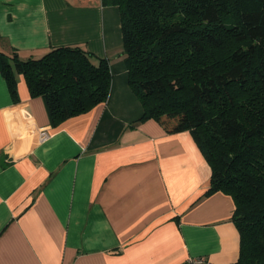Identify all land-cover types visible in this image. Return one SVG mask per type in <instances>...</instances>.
I'll return each mask as SVG.
<instances>
[{
	"label": "crops",
	"instance_id": "obj_1",
	"mask_svg": "<svg viewBox=\"0 0 264 264\" xmlns=\"http://www.w3.org/2000/svg\"><path fill=\"white\" fill-rule=\"evenodd\" d=\"M106 2L0 0V55L80 47L110 72L106 101L56 126L22 74L14 97L0 72V264L235 263L234 202L205 196L211 169L188 131L138 122Z\"/></svg>",
	"mask_w": 264,
	"mask_h": 264
},
{
	"label": "trees",
	"instance_id": "obj_2",
	"mask_svg": "<svg viewBox=\"0 0 264 264\" xmlns=\"http://www.w3.org/2000/svg\"><path fill=\"white\" fill-rule=\"evenodd\" d=\"M106 1L120 12L138 122L191 134L211 169L205 196L234 202L232 264H264V0ZM0 72L14 97L15 75L24 76L52 126L105 102L110 87L107 60L80 47L27 60L1 54Z\"/></svg>",
	"mask_w": 264,
	"mask_h": 264
},
{
	"label": "built area",
	"instance_id": "obj_3",
	"mask_svg": "<svg viewBox=\"0 0 264 264\" xmlns=\"http://www.w3.org/2000/svg\"><path fill=\"white\" fill-rule=\"evenodd\" d=\"M43 136H44V134L41 135V137H43ZM184 264H205V261L203 258H197V259H190Z\"/></svg>",
	"mask_w": 264,
	"mask_h": 264
}]
</instances>
